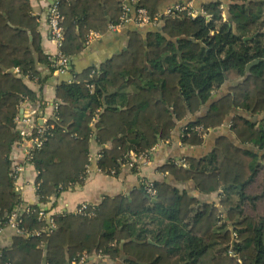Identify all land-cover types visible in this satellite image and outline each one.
Instances as JSON below:
<instances>
[{"label":"trees","instance_id":"trees-1","mask_svg":"<svg viewBox=\"0 0 264 264\" xmlns=\"http://www.w3.org/2000/svg\"><path fill=\"white\" fill-rule=\"evenodd\" d=\"M187 1L137 0L160 17V27L130 30L126 49L57 84V109L30 160L39 204L24 213L23 226L41 229V205L51 211L53 197L84 182L94 138L102 146L98 168L118 174L131 152L147 153L189 115L196 118L181 137L186 145L204 141L192 129L197 125L230 123L231 135L220 134L205 156L187 157L188 166L170 161L160 170L217 199L201 201L157 181L155 203L138 188L105 197L94 215L53 214L50 235L14 234L10 246L0 247V264H72L84 253L89 264H204L208 255L212 264H264V0H197L204 13L163 14L172 2ZM56 5L64 16L60 51L69 61L85 49L91 31L107 33L123 12V0ZM38 62L53 63L31 0H0L2 223L21 203L11 153L22 139L20 107L36 101L26 78L39 75Z\"/></svg>","mask_w":264,"mask_h":264},{"label":"crops","instance_id":"crops-1","mask_svg":"<svg viewBox=\"0 0 264 264\" xmlns=\"http://www.w3.org/2000/svg\"><path fill=\"white\" fill-rule=\"evenodd\" d=\"M56 1L31 0L33 13L39 16V29L42 35L43 49L51 57L59 53V46L52 39L48 21L49 8ZM196 1L194 4H196ZM196 5L195 7L198 8ZM158 28L148 27L139 29L132 24H126L115 31L109 29L107 33L93 41L89 46H86L72 61H69L65 72L52 70L51 64L48 62H38L37 69L39 75L26 78L29 87L36 92V101L27 100L22 103L19 113L20 119L26 118L31 110H35V118H37L38 123L46 124L49 119L53 118L57 109L58 102L55 89L60 81H72L75 79L76 73L91 66L99 67L114 54L126 49L128 32L130 30L146 31ZM71 69L74 72H71ZM206 109V106L203 107L201 113L205 112ZM195 118L196 115H189L186 119L178 121L170 138L159 140L150 151L142 153L145 155L140 157L141 154H139L135 165H131V161L122 164L120 172L115 175L98 170L97 156L100 154L102 146L94 138L91 144L92 161L84 182L62 191L59 196L53 197L54 207L50 213H74L83 202L98 205L107 196L114 197L119 194L130 196L134 190L141 188L140 180L142 178H148L154 182H168L180 191H187L190 195L198 197L201 201L211 202L217 199V194L200 192L193 181L181 182L171 175L169 171L160 170L162 165L170 161L180 164L187 157L201 158L205 156L214 148L215 141L220 134H230L229 124L225 123L221 127L209 132L204 137L202 144L186 145L181 140L182 129L188 121ZM29 146L30 143L27 139H21L15 143L12 150V166L20 165L23 167L19 180L15 182V186L23 203L39 204L37 192L38 171L26 160L25 152ZM131 153L136 154L135 152ZM14 234L10 229L3 228L0 232V247L10 246ZM79 264H89V262L85 260Z\"/></svg>","mask_w":264,"mask_h":264},{"label":"built area","instance_id":"built-area-1","mask_svg":"<svg viewBox=\"0 0 264 264\" xmlns=\"http://www.w3.org/2000/svg\"><path fill=\"white\" fill-rule=\"evenodd\" d=\"M57 2V1H56ZM56 2H53V4L49 8L48 13V21H49V27H50V33L52 36V39L57 43L59 46V53L58 55L52 57L53 63L51 64L52 67L55 68V70H58L59 72H65L67 70L69 59L63 55L60 51V46L62 44V41L64 39V27L62 25V22L64 20V16L60 13ZM137 0H123V12L120 17V22L117 24H111L109 29L110 30H117L121 26H124L126 24H132L136 28L142 29V28H156L160 27L161 20L159 16H151L149 11L144 7H137L136 6ZM181 11H187L189 15L196 16L199 13H204L203 10H199V8L195 7L193 0H188L186 3H173L169 6H167L163 10V14H172L175 12H181ZM209 18L210 15H207ZM103 35V33L99 31H91L86 38V46H89L93 41L97 40ZM36 111L31 110L29 112V115L26 118L20 119L18 116L16 121L18 124L19 131L22 135V139H27L30 143L29 148L26 150V160L30 163V160L32 159V154L35 149H38L41 147L43 142V135L45 131L47 130V126L45 124H38L36 122L37 118H35ZM187 125V124H186ZM186 125L182 129V136H184V130L187 129ZM230 125V123H229ZM37 130L36 136H30L32 133V130ZM194 131L198 133L201 137H206V135L213 131V128H205L203 125H197L195 127H192ZM145 154H141L140 157ZM101 157V152L97 156V161ZM138 157L137 154L131 153L130 155V164L135 165L136 158ZM90 160L92 161L91 157ZM183 166H188V163L183 160L180 162ZM98 167V165H97ZM90 165H87V172L89 171ZM23 170V167L20 165L12 166V175L15 179V182L19 180L21 172ZM99 171H101L98 168ZM115 170H112V175L115 174ZM141 188H143L146 192V194L152 199L157 197V188L155 186V182L148 178H142L140 180ZM72 187V186H71ZM69 187V188H71ZM17 189V188H16ZM38 189V186H37ZM31 204H25L21 201V203L7 216V219L4 223L0 222V232L3 230V228L10 229L13 233L19 234V235H42L45 233L46 235H50L53 230L56 228V222L53 217V214L48 211L47 207L44 205H41L38 216L39 219L44 220L45 224L41 229H34L30 230L23 226V215L26 212H29L31 210L30 207ZM95 206L89 204L87 202L81 203L74 213H80V214H88V215H94L95 214ZM90 207L92 210H90ZM90 258V256L87 253H84L83 256L79 261L74 260L72 264H79L85 260Z\"/></svg>","mask_w":264,"mask_h":264},{"label":"rangeland","instance_id":"rangeland-1","mask_svg":"<svg viewBox=\"0 0 264 264\" xmlns=\"http://www.w3.org/2000/svg\"><path fill=\"white\" fill-rule=\"evenodd\" d=\"M156 28H158V27H156ZM210 252H211V251H210ZM210 258H211V255H208V256L206 257L205 261H204V264H212ZM99 263L101 264V263H103V262H99Z\"/></svg>","mask_w":264,"mask_h":264},{"label":"water","instance_id":"water-1","mask_svg":"<svg viewBox=\"0 0 264 264\" xmlns=\"http://www.w3.org/2000/svg\"><path fill=\"white\" fill-rule=\"evenodd\" d=\"M245 39H247V38H245ZM158 201V198L157 197H155V198H152V202H157ZM48 247V246H47ZM46 252H47V248H46Z\"/></svg>","mask_w":264,"mask_h":264}]
</instances>
